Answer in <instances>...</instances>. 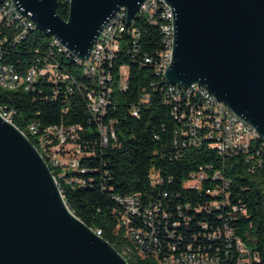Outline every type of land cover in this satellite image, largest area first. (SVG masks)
Here are the masks:
<instances>
[{"label": "trees", "instance_id": "obj_1", "mask_svg": "<svg viewBox=\"0 0 264 264\" xmlns=\"http://www.w3.org/2000/svg\"><path fill=\"white\" fill-rule=\"evenodd\" d=\"M68 2L57 0L56 13L63 19L68 16ZM144 18L132 19L139 28L133 38L138 53L132 52L130 43H121L110 70L112 91L102 122L114 120L115 140L100 146L97 123L90 118L82 92L72 84L84 83L85 98H93L96 87L104 88V80H97L96 70L85 73L81 69L84 65L50 46V35L37 28L25 32L19 28V36L25 37L15 41L16 29L0 27V39H5L0 47V63L23 74L32 66L40 67L52 59L66 77H56V95L54 83L44 77L16 90L0 87V106L5 105L3 111L14 117V126L41 154L71 212L91 229L99 230L100 236L128 264H162L161 251L166 250V255L175 254V247H166L168 243L181 247L191 243L211 255L219 248V264H246L238 263V252L248 249L259 257L258 262L250 264H264V153L258 164L247 161L241 152L221 156L205 142L180 144L184 139L177 134L180 123L173 117L172 104L163 100L164 79L156 67L153 71L151 65L141 60L143 54L151 56L160 48L157 26ZM164 49L165 45L161 44V53ZM121 65L128 66L125 89L118 82ZM97 69H106L105 58ZM142 94L148 98L145 103H140ZM133 108L137 111H132ZM33 121L35 127L42 128L30 129ZM60 122L80 125L82 148L91 153L77 156L73 170L65 171L63 177L52 157L37 145L36 137L59 136L61 128L52 124ZM59 149L68 152V145H59ZM200 169L208 175L219 171L227 182L224 193L228 194L229 203L243 204V211L231 213L230 206L217 208L214 200L221 197L206 188L220 186L223 180L206 179L200 189L198 182H191V188L186 187L190 174ZM130 194L140 200L142 214L132 218L130 227L144 232L143 245L127 234V224L121 218L124 206L114 198ZM196 206L200 210H195ZM147 216L151 217L152 228ZM224 225V235H231L228 240L224 236L207 238L214 237V229ZM225 246L228 247L226 256L222 252Z\"/></svg>", "mask_w": 264, "mask_h": 264}, {"label": "water", "instance_id": "obj_2", "mask_svg": "<svg viewBox=\"0 0 264 264\" xmlns=\"http://www.w3.org/2000/svg\"><path fill=\"white\" fill-rule=\"evenodd\" d=\"M16 11L88 60L120 8L126 24L145 0H12ZM172 49L164 79L198 84L252 125L264 140V0H164ZM0 264H128L77 218L30 140L0 116Z\"/></svg>", "mask_w": 264, "mask_h": 264}, {"label": "built area", "instance_id": "obj_3", "mask_svg": "<svg viewBox=\"0 0 264 264\" xmlns=\"http://www.w3.org/2000/svg\"><path fill=\"white\" fill-rule=\"evenodd\" d=\"M151 2H155V9H145L144 20L157 26L160 37V48L151 56L143 54L141 60L143 63L151 65L153 71H155V67H162V72H164V64L170 63L171 52L161 53V44H168V40H172V27L170 26L169 18H167V7L164 6V3H161V0H151ZM119 9L120 17L110 18L105 24L97 37L100 38V46H97V52H94V56L90 60H87V64L84 67H81L82 70H96L97 80H104V88L96 87L94 97L85 98V84L72 82L82 92L90 118L97 123V129L100 134V146H102V143L109 142L111 139L115 140V132L113 129L114 120L110 119L108 123L102 122V116L106 114V101H110L109 97L112 91V75L110 71L112 62L118 55L121 43H130L132 52L138 53L137 47L133 46V38L134 35L139 33V28L134 26V21L126 24V9L125 7H120ZM25 26H35V24L22 22V15L16 11L13 1L8 0V10H0V27L16 29L17 33L14 39L18 41L25 37L19 36V28ZM126 37L127 39H125ZM55 39L57 44L60 45V49L66 54L63 45L60 44L57 38ZM3 42H5V39H0V47ZM97 58L106 59V69H97ZM7 68L14 67L0 63V87L14 88V86H20V73L14 68V75H7ZM57 76L66 77V75H63V69L57 66L56 60L51 59L48 60L47 70L45 71H38L37 66H32V76L29 77V80H37L40 77L46 78L48 81L54 83L55 88L53 93L56 95L58 93L56 85ZM118 77L119 87L125 89L128 78L127 65L119 66ZM66 79L72 80V78ZM164 84L163 100L172 104L173 117L180 123V130L177 134L183 135L184 137L180 141L182 146L188 143L198 144L205 142L221 156L241 152L245 153L247 161H256V163L261 164L262 160L260 156L264 153V140L261 136H256V129L252 125L245 120H236V116L231 115V109L225 103L218 99H209V96H206L205 92L193 90L192 87L171 88L168 87L165 79ZM147 100L148 98H144L142 94L140 103H145ZM208 105H215V113H208ZM0 110H5V105L0 106ZM132 111H137V108H133ZM1 118L3 120H9V123L15 125L14 117H9L8 111L7 117ZM52 125H57V128H61V136H36L37 145H40V149L46 150L49 157H52L53 161H55V167L59 168V173L63 177L65 171L73 170L74 159L77 156H84V153H91L85 152L82 148L79 134L82 127L80 125H67L62 122ZM34 128L42 127H35V121H33L32 128L30 129L33 130ZM59 142L68 143V152H61ZM206 179H219L220 181L223 180V176L219 171H214L208 175L200 169L190 174L185 186L191 188V182H198V189H200L201 183ZM74 181L77 182V179H74ZM226 186L227 182L223 180L220 186L206 189L213 190L214 196L221 197L220 200H214L217 201V208L230 206L231 213L243 211V204L229 203L228 194L224 193ZM164 196H167V194L164 193ZM114 198L124 206L121 218L123 224H127V234L131 235L137 244L143 245L144 240L142 236H145L144 232L141 229L130 227L132 218L141 216L142 214L138 196L130 194L114 196ZM195 210H200V208L196 206ZM150 218L147 216V221H149L148 225L152 228ZM202 226L206 227L205 224ZM224 228H226V225L215 228L214 237L207 238L218 239L224 236L228 240L231 235H224ZM203 236H206V234ZM153 241L155 244L157 243L156 239H153ZM226 246L222 250L225 256L228 251V247ZM166 247H175V254L166 255V250L161 251L160 262L162 264H219V248H217L215 255H211L207 251L194 248L191 243H187L183 247L180 245L177 246L175 243H168ZM156 253L155 256H157ZM238 253L240 255L238 263L250 264L251 261H259L258 255L251 253L248 249H245V252Z\"/></svg>", "mask_w": 264, "mask_h": 264}, {"label": "bare ground", "instance_id": "obj_4", "mask_svg": "<svg viewBox=\"0 0 264 264\" xmlns=\"http://www.w3.org/2000/svg\"><path fill=\"white\" fill-rule=\"evenodd\" d=\"M161 3H164V6L167 7V18H169V23H170V26L172 27V17H171L170 7L167 4H165L164 0H161ZM145 9H155V2H151V0L143 1L141 3V5L139 6L136 14L133 16V18L135 16H143V17H145ZM0 10H8V0H1ZM118 17H120V9H118L111 18H118ZM132 19L130 21H132ZM22 22H30V24H34L28 17L23 16V15H22ZM22 28H23L24 32L28 31V30L36 29L35 26H25V27H22ZM50 37L52 38V40L50 42V46H52L54 48H57L59 52L63 53V50L60 49V45L57 44L55 37H53V36H50ZM164 45H165V49H164V51L162 53L171 52L172 40H168V44H164ZM97 46H100V38H97L95 40V42H94V44L92 46V49H91V52H90L88 60H90L91 57L94 56V52H97ZM63 48H65V47L63 46ZM65 51L68 54V56H70L76 63H78L80 65H84V66H85V64H87V60H81V59L77 58L76 56L71 55L66 48H65ZM102 60H103V58H97V65H100ZM168 65H169V63H165L164 64V72H165V69L167 68ZM47 66H48V62H44V64L42 66L38 67V71L47 70ZM156 70L162 75V77L164 79V72H162V67H156ZM94 71H95L94 69H85L84 70L85 73H91V72H94ZM7 75H14V69L13 68H7ZM31 76H32V68L28 69L25 73L20 74V86L30 83L32 80H29V77H31ZM166 83H168V82L166 81ZM168 85L170 87L174 86L176 88H184V87H186V86H181V85L171 84V83H168ZM20 86H14V88H4V89L16 90ZM192 89L193 90H199L200 92H205L206 96H209V99H217L212 94H210L205 88H202L198 84H194L192 86ZM208 111H209V113H215V105H208ZM231 115L236 116V120H244V119L240 118L238 115H236L232 110H231ZM0 116L1 117H7V112L3 111V110H0ZM9 117H11L10 116V112H9ZM4 121L9 123V120H4ZM58 134H59V136H61V129L58 130ZM256 136H261L257 130H256ZM63 144L68 145L67 142H59V145H63ZM38 146H40V145H38ZM40 156H41V154H40ZM193 188H196V185L193 186ZM93 231H94V233L96 235L100 236V231L99 230H93Z\"/></svg>", "mask_w": 264, "mask_h": 264}, {"label": "rangeland", "instance_id": "obj_5", "mask_svg": "<svg viewBox=\"0 0 264 264\" xmlns=\"http://www.w3.org/2000/svg\"><path fill=\"white\" fill-rule=\"evenodd\" d=\"M74 163H75V159H74Z\"/></svg>", "mask_w": 264, "mask_h": 264}]
</instances>
